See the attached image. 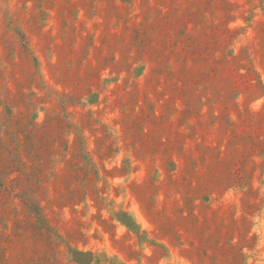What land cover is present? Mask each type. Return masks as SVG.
I'll list each match as a JSON object with an SVG mask.
<instances>
[{
    "label": "rangeland",
    "instance_id": "obj_1",
    "mask_svg": "<svg viewBox=\"0 0 264 264\" xmlns=\"http://www.w3.org/2000/svg\"><path fill=\"white\" fill-rule=\"evenodd\" d=\"M0 264H264V0H0Z\"/></svg>",
    "mask_w": 264,
    "mask_h": 264
}]
</instances>
